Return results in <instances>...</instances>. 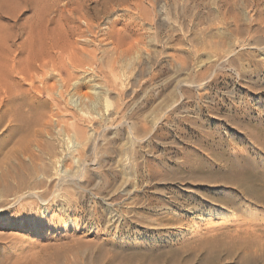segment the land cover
Here are the masks:
<instances>
[{
  "label": "rangeland",
  "instance_id": "374dc122",
  "mask_svg": "<svg viewBox=\"0 0 264 264\" xmlns=\"http://www.w3.org/2000/svg\"><path fill=\"white\" fill-rule=\"evenodd\" d=\"M10 1L2 79L103 5L69 80L0 91V264H264V0ZM12 93L43 111L32 133Z\"/></svg>",
  "mask_w": 264,
  "mask_h": 264
},
{
  "label": "bare ground",
  "instance_id": "6f19581e",
  "mask_svg": "<svg viewBox=\"0 0 264 264\" xmlns=\"http://www.w3.org/2000/svg\"><path fill=\"white\" fill-rule=\"evenodd\" d=\"M9 1L10 0H0V17L1 18H5L2 15L5 11H7V13L9 12L8 10H6V7H8L10 5V4L8 5ZM19 1H20V3L22 2L21 0H19ZM23 1H24V4H26L24 7H29V8L30 7H33V4L34 3L36 4V3H39L40 2L39 4L42 3L41 6L43 4H45V5L47 4V3H45L46 1L41 2L43 0H23ZM106 1L107 0H104L103 2L106 3ZM10 3H11V1H10ZM12 3H14V2H12ZM15 4L16 3H14V5ZM12 5H10V6H12ZM100 5H103V3H97V5L94 8H91V10L87 11V15L88 16L86 17V20L84 22L85 23V28L84 29H81L80 26H72L71 27V30L69 31L70 32V37L68 38V43L66 45V48L61 47L59 44H54L52 46L53 50L60 48L59 53L56 52V51H47V50H45V48H42L41 45H37V46L34 45V44L31 45V48L28 50V56L26 58V64H23V66L21 67V66H19V63L17 61H15L14 64L12 65L11 69L10 68L8 69L6 67V69H5L6 70V73H7L6 78L5 79H2L4 76L2 78H0V91L3 90V87L5 89V88L11 86L8 83L9 82V79H10V75H11L10 73H12V74H15V73L16 74H18V73H26V72L33 73L34 71L36 72V71L41 70L42 71L41 77L43 78L42 80H48L49 79V76L50 77L56 76L55 75V71H57L58 73H61L62 70H63L67 74V76H68L67 78L69 80V78H71V76H72V74H71L72 70H71V72L69 71V69H70L69 64L70 65H73L75 62H78V61L81 62L83 60V57H84V54H85L84 53L85 51H83L84 49L81 48L83 46H81V47L80 46H77V41L73 40V38L75 36H82L83 37L86 33H88V34L89 33H91V34L96 33V34H94V36H97V35L100 34V32L102 30L99 29V26L95 22L96 19H97V17H98V10H99V6ZM37 6L38 5H36V8L34 7L35 8L34 13L35 14H40L41 11L36 10L38 8ZM41 6L39 8H43L42 11H44L46 9V7H47V6H44V5H43L44 7H41ZM104 11H105V13H107L106 7H105V10ZM75 13H76V9L73 10L70 15L66 16L64 14V12L61 11L59 13V17H60V19H67L68 21H70L73 18L74 19L76 18ZM113 24H114V22H113ZM10 27L14 28V26H10ZM3 28H4V26L3 25H0V31ZM94 29H98V31L96 30L97 31L96 32V31H94ZM110 32H111V30H110ZM105 33L110 34L109 32H105ZM88 36L89 35H87V37ZM76 40H78V38ZM83 40H85L84 42H86L87 39H83ZM68 49L70 51H68V55H67L68 57L66 58V60L69 59V61H65L64 60V58H65L64 57V53ZM88 51H90V50H88ZM92 52H90L91 55H92ZM73 66H75V65H73ZM2 70H0V71H2ZM50 71L52 73H49ZM3 72H4V70H3ZM3 74H5V73H3ZM30 75H29V77H31ZM1 76H2V73L0 74V77ZM31 80H32V77H31ZM48 91H49V89H48ZM13 94L14 93L7 95V96H9L8 97L9 98V103H8L9 110H8V114H10V115H12V116L15 117V120L21 126V127L19 126L21 128V131H22V129H25L26 130L27 128H29L31 130L30 127L32 126V124L34 125V122H37V121L43 119V111L42 110L41 111H38V112L35 111V113L33 115H30L29 109L32 110L33 109L32 106L34 107V105L31 106V104L27 101V98L25 96H23V95H13ZM70 102H73L72 98H71ZM41 104H42V107H44L45 106L44 104H46V103H44V104L41 103ZM5 116L2 115L1 117L4 118ZM19 127H17V128H19ZM18 131L20 132V130H18ZM15 133H17V131ZM31 133H32V130H31ZM11 134H12V131H11ZM28 134H26V135H28ZM242 166H243V164H242ZM261 174H262V178L264 179V171ZM229 196H232V199H236V196L234 194H230ZM208 205L210 207L211 206L214 207V205H215L214 210L212 208L211 211H206V206H208ZM190 210L193 211L192 213L194 215H196V213H197V215H204L205 214V215H208V216L210 215V217L214 216V213L215 214H219V211L220 212L221 211L223 212V209H221V207H219L218 204H215V203L212 204L211 201H207L206 204H204L203 202H197V204L195 205V207L191 208Z\"/></svg>",
  "mask_w": 264,
  "mask_h": 264
}]
</instances>
